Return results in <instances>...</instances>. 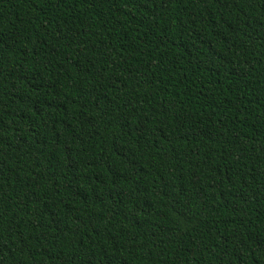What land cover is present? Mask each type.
I'll list each match as a JSON object with an SVG mask.
<instances>
[{"label":"trees","instance_id":"1","mask_svg":"<svg viewBox=\"0 0 264 264\" xmlns=\"http://www.w3.org/2000/svg\"><path fill=\"white\" fill-rule=\"evenodd\" d=\"M0 264H264V0H0Z\"/></svg>","mask_w":264,"mask_h":264}]
</instances>
